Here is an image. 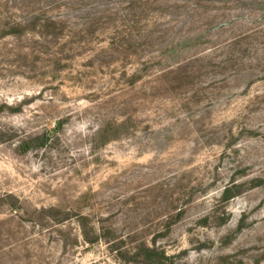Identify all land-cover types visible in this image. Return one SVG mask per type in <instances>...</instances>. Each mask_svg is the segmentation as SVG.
<instances>
[{"label": "rangeland", "instance_id": "374dc122", "mask_svg": "<svg viewBox=\"0 0 264 264\" xmlns=\"http://www.w3.org/2000/svg\"><path fill=\"white\" fill-rule=\"evenodd\" d=\"M146 248L264 264V0H0V264Z\"/></svg>", "mask_w": 264, "mask_h": 264}, {"label": "trees", "instance_id": "16d2710c", "mask_svg": "<svg viewBox=\"0 0 264 264\" xmlns=\"http://www.w3.org/2000/svg\"><path fill=\"white\" fill-rule=\"evenodd\" d=\"M32 25L33 26H36V23L33 22ZM15 26L19 27V29L22 28V25L21 24L15 25ZM41 27H42V25H41ZM237 190H238V186L236 184H232L230 187H227L224 190V193H223V200L225 202H229L232 199H234L235 197H237L239 195V192ZM85 239H86V241H89L90 240L88 237H85ZM143 254H145L147 256V261H146L147 264H149V262H151V261L154 260L153 257H155V256L156 257H159L160 256V254H158L157 251H155L154 249H150V248L143 249L142 250V253H140L139 256L141 257V256H143Z\"/></svg>", "mask_w": 264, "mask_h": 264}]
</instances>
